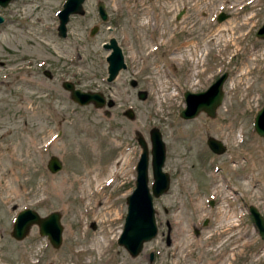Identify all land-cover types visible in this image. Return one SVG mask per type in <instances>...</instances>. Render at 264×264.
Returning <instances> with one entry per match:
<instances>
[{
	"label": "rangeland",
	"instance_id": "obj_1",
	"mask_svg": "<svg viewBox=\"0 0 264 264\" xmlns=\"http://www.w3.org/2000/svg\"><path fill=\"white\" fill-rule=\"evenodd\" d=\"M62 1L0 6V59L6 62L0 65V264H207L221 253L220 264H264V238L248 211L253 205L264 217V138L253 128L264 103V37L256 35L264 0H103L106 21L97 14L98 0H84V12L69 16L61 37L56 12ZM220 12L226 16L218 20ZM110 36L125 67L107 81L102 42ZM177 49L182 58L171 59ZM188 51L200 57L195 66ZM18 55L28 56L31 65L12 82L15 74H8ZM248 59L250 85L231 87ZM223 71L214 115L180 116L183 91L203 90ZM64 79L100 91L105 103L78 104L62 87ZM162 86L173 95L157 102ZM151 127L161 134L169 186L152 197L156 234L131 256L116 238L134 186L137 133L148 147V185L152 181ZM209 135L221 140L223 152L209 149ZM51 154L62 163L56 172L46 167ZM23 207L39 215L60 213L59 246L35 223L23 238L12 237L13 218ZM221 213H237L239 243L233 249L235 234L220 241Z\"/></svg>",
	"mask_w": 264,
	"mask_h": 264
},
{
	"label": "water",
	"instance_id": "obj_2",
	"mask_svg": "<svg viewBox=\"0 0 264 264\" xmlns=\"http://www.w3.org/2000/svg\"><path fill=\"white\" fill-rule=\"evenodd\" d=\"M10 0H0V6H5ZM84 0H63L61 7L57 10L58 23L56 33L58 36L66 35V22L72 14H82ZM96 11L101 21L107 20V12L103 0L96 2ZM180 12L178 13V15ZM226 15L220 12L217 19L221 20ZM3 15L0 13V22ZM96 29V25L90 28V34ZM256 35L264 37V20L256 30ZM102 47L108 49L106 60V80L115 77L118 70L125 67L121 47L113 36L102 43ZM226 71L221 72L213 79L205 89L199 91H183L184 107L179 111V115L188 118L196 115L199 111H204L207 115L213 116L217 105L221 102L223 95L222 83L226 78ZM62 87L69 92L70 98L78 104L91 102L94 106L100 107L105 103V97L100 91L81 90L74 86L70 80H63ZM143 91L138 92V97H143ZM125 114L132 117L131 108L125 109ZM255 131L264 138V103L256 110L253 118ZM150 140V169L152 181L148 185V147L144 138L137 133L136 141L140 146V152L135 164L134 186L125 196L126 211L123 217V224L117 235L116 241L121 244L131 256L139 253L144 241L156 234L157 225L154 216L152 197L158 196L169 186V175L162 169L164 160V144L161 134L156 127L149 129ZM206 144L215 153L225 150V145L220 139L207 136ZM62 166L60 159L51 154L46 167L50 172H56ZM248 211L255 224L258 234L264 238V217L253 205L248 206ZM60 213L56 210L49 211L45 215H39L36 210L30 207L19 209L12 221L10 234L15 239L23 238L29 231L31 224H37L38 232L45 235L53 247L59 246L61 242ZM137 264V263H134Z\"/></svg>",
	"mask_w": 264,
	"mask_h": 264
},
{
	"label": "bare ground",
	"instance_id": "obj_3",
	"mask_svg": "<svg viewBox=\"0 0 264 264\" xmlns=\"http://www.w3.org/2000/svg\"><path fill=\"white\" fill-rule=\"evenodd\" d=\"M210 39H213L214 41H220V40H223L224 43H233L235 44V39L236 38H210ZM179 49H177L178 51ZM202 49H200L198 52H200ZM175 54L171 55V59L172 58H175V59H181L182 57H180L181 53L178 51V53L174 52ZM187 56L189 58H191V54L192 52L188 51L187 52ZM194 54H192V59L194 60L195 64L194 66L198 63V60L200 57L197 56V52H196V57H193ZM253 59V58H251ZM181 62V61H180ZM253 70V65L250 63V59H248L239 69L238 71L235 72V78H233L231 80V87H235L237 84H245V86H249L250 85V77L248 74H250ZM191 73V71H190ZM196 73V71L194 72ZM199 73V72H198ZM193 76V73L191 74ZM191 76V77H192ZM254 80V79H253ZM167 86V85H166ZM162 89H163V86L160 87L155 93V99L157 102H159V98H166L167 97H170L173 95V92L170 91V92H165V94L162 92ZM161 96V97H160ZM172 98V97H171ZM165 99V100H166ZM163 101V100H162ZM115 161H113L112 165H111V168H110V173L114 170V166H115ZM127 161H124L122 165L126 164ZM124 170V168H123ZM97 184V183H96ZM222 185V184H221ZM217 186V185H216ZM221 187V186H220ZM227 192V191H226ZM226 194V193H225ZM229 194V193H228ZM227 194V195H228ZM233 194V193H232ZM227 198V197H226ZM226 200V199H225ZM90 202V201H89ZM86 203H87V199H86ZM91 203V202H90ZM92 205V204H91ZM98 205V204H97ZM103 208V207H102ZM99 210V209H97ZM224 210V208H223ZM96 211V210H95ZM220 211V210H219ZM110 212V211H109ZM112 212V211H111ZM226 212V211H225ZM237 212V211H236ZM105 213V212H104ZM95 214V213H94ZM222 215V220L218 223V233H223V235L221 236L220 238V241L222 242L223 240L225 241L226 239H229L230 235H233L235 234V237L236 239L230 243V246L231 248L230 249H233L234 247H237L238 246V243H239V232H240V228H239V222H238V219L235 217L237 216V213H221ZM220 218V217H219ZM95 219V218H94ZM99 219H101L99 217ZM98 220V219H97ZM244 230V229H243ZM69 231V230H68ZM184 233V232H183ZM214 234V233H213ZM241 234V233H240ZM246 234V233H245ZM183 235V234H182ZM104 239V237H102ZM188 238V237H187ZM178 239V238H177ZM105 240V239H104ZM182 240V239H181ZM99 241V240H98ZM177 241V240H176ZM190 241V240H189ZM194 241V240H193ZM192 241V242H193ZM197 241V240H196ZM244 242V240L242 241ZM180 243V242H179ZM245 243V242H244ZM182 246V245H181ZM180 246V247H181ZM240 246V245H239ZM189 249V248H188ZM191 249V248H190ZM181 250L182 247H181ZM85 251V250H83ZM99 251V250H98ZM177 251V250H176ZM174 253V252H173ZM176 253V252H175ZM180 253V252H179ZM225 254V253H224ZM228 254V253H227ZM182 256H184V254H182ZM223 254L221 253V255L218 257V259L216 260H212V261H209L207 264H220V260L222 258ZM180 257V256H179ZM185 257V256H184ZM188 257V256H187ZM235 257V256H234ZM224 258V257H223ZM175 260V259H174ZM225 263V262H224Z\"/></svg>",
	"mask_w": 264,
	"mask_h": 264
},
{
	"label": "flooded vegetation",
	"instance_id": "obj_4",
	"mask_svg": "<svg viewBox=\"0 0 264 264\" xmlns=\"http://www.w3.org/2000/svg\"><path fill=\"white\" fill-rule=\"evenodd\" d=\"M105 42V41H104ZM103 43V42H102ZM15 61V65H13V70L12 71H10V73L8 74V75H12L13 76V73L15 74V77L13 76V80H11L12 82H15V80H16V78L18 77H20L21 75H20V73L24 70V68H26V67H30V65H31V61H30V58L28 57V56H25V55H18L17 56V59L16 60H14ZM5 60H4V58H1L0 59V65H1V68L3 69V67H4V65H5ZM28 72H29V75H30V72H31V70L30 69H28L27 70ZM43 73L44 74H46V75H48V73H47V70H43ZM0 76H1V79H4V75H3V72L0 74ZM29 78V77H28ZM65 80V79H64ZM4 81H6V83L7 82H9L8 81V79H6V80H4ZM63 81V80H62ZM62 81H61V83H62ZM72 82V81H71ZM73 83V82H72ZM74 84V83H73Z\"/></svg>",
	"mask_w": 264,
	"mask_h": 264
}]
</instances>
